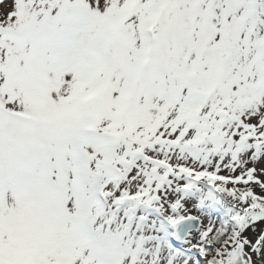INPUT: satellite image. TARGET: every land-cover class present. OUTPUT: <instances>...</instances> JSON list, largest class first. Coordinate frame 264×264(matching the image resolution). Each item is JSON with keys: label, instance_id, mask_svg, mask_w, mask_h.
Returning <instances> with one entry per match:
<instances>
[{"label": "snow or ice", "instance_id": "snow-or-ice-1", "mask_svg": "<svg viewBox=\"0 0 264 264\" xmlns=\"http://www.w3.org/2000/svg\"><path fill=\"white\" fill-rule=\"evenodd\" d=\"M0 264H264V0H0Z\"/></svg>", "mask_w": 264, "mask_h": 264}]
</instances>
